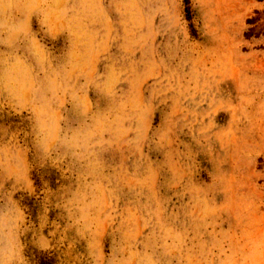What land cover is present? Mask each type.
Segmentation results:
<instances>
[{
    "label": "rangeland",
    "instance_id": "374dc122",
    "mask_svg": "<svg viewBox=\"0 0 264 264\" xmlns=\"http://www.w3.org/2000/svg\"><path fill=\"white\" fill-rule=\"evenodd\" d=\"M0 264H264V0H0Z\"/></svg>",
    "mask_w": 264,
    "mask_h": 264
}]
</instances>
